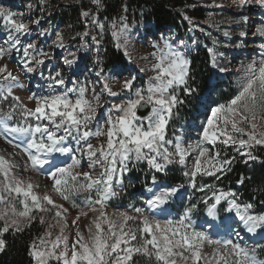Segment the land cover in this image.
Returning <instances> with one entry per match:
<instances>
[{
    "label": "snow or ice",
    "instance_id": "1",
    "mask_svg": "<svg viewBox=\"0 0 264 264\" xmlns=\"http://www.w3.org/2000/svg\"><path fill=\"white\" fill-rule=\"evenodd\" d=\"M93 3L98 12L101 0ZM250 6L264 10V0H238L236 5L249 10ZM81 15L87 18L90 13L84 11ZM212 15L209 13V17ZM125 19L120 17L121 21ZM184 19L192 23L189 17ZM0 21L8 45L0 46V140L18 150L8 153L6 148L0 149V253L8 248L6 233L16 235L38 221L41 225L47 223V228L28 246L33 264H138L141 257L148 264H264V244L260 243L264 241V212H257L254 203L242 202L231 189L225 191L214 183L197 181L198 176L218 181L232 171L236 157L222 153L218 144L232 146L246 157V164L260 159L252 150L264 147V42L257 46L259 57L236 69L231 98L224 102L212 100L217 84L209 79L198 139L186 143L183 134L168 136L179 110L194 98L201 99L188 55L191 49L183 41L176 45L161 37L162 42L151 45L153 51L148 56L140 57H151L148 68H139L140 73H151L143 86L136 84L133 68L114 63L107 73L99 67L95 75L101 87L97 90L94 84L71 80L55 66L44 77L43 68L52 56L36 43H22V38L32 33L30 23L39 25L40 20L27 23L23 14L0 6ZM248 21L247 15L233 20L236 24ZM90 23L100 30L99 37L91 36L93 44L99 46L105 25L95 15ZM248 34L241 31L239 37ZM251 34L264 40V23ZM40 35H54L52 44L65 47L60 31L49 33L45 29ZM78 35L83 40L90 33ZM110 35L114 47L132 64L128 26L114 20ZM223 35L230 39L232 33L225 30ZM213 44H217L215 39ZM208 52L212 53L213 68L227 72L217 63V56L224 54L215 48H208ZM13 53L20 57L17 64L21 72H39L46 81V88L39 94L27 96L31 107L14 91L24 88V84L21 75L9 67ZM69 56L72 58L65 56L63 63L70 70L76 57L74 53ZM110 81L119 83L120 91H114ZM104 94L119 102H102ZM105 103L108 107L101 112ZM17 156L26 157L22 165ZM141 163H146L152 173L151 185L145 184L147 198L143 206L129 205L130 211L117 209L109 213L108 205L124 189L127 174ZM175 164L186 169L183 175L187 186L166 179L169 166ZM18 170L46 175L52 182L51 193L78 210L75 217L69 220V208L57 203L48 190L36 191L40 185L31 177L22 178ZM238 183L243 184L244 178ZM189 188L203 195L185 205ZM260 204L264 205V200ZM45 215L54 223L47 222ZM81 218L88 219L83 229ZM246 235L259 239L250 244Z\"/></svg>",
    "mask_w": 264,
    "mask_h": 264
},
{
    "label": "rangeland",
    "instance_id": "2",
    "mask_svg": "<svg viewBox=\"0 0 264 264\" xmlns=\"http://www.w3.org/2000/svg\"><path fill=\"white\" fill-rule=\"evenodd\" d=\"M46 1L49 2V0H43V2H41V0H0V6L9 8L13 12L23 14V19L27 23H30L32 20H40L39 25L30 23L32 33L27 37H23L22 43H36L38 46L43 48V50L50 53L53 61H50V63L47 64V67H44V73H47L48 75L49 70H51L53 66H55L56 68L62 69L65 76L69 77L71 80L78 79L81 83L89 85L94 84L97 90H99L101 87V83L96 78L95 74L99 70V67H103L105 70L106 66L104 65L103 58L106 48H115L110 35V26L113 21L105 22V20H100V18H98L95 14H91V12L87 10L90 13V16L88 17L89 22H87L84 27H77L76 29H74L70 26L64 25L54 15L52 16L49 9L45 7ZM80 1L81 0H79L77 3L83 4L84 2V4H86L85 2H87L88 0H82L81 2ZM189 1H191V5L189 7L190 9L200 8L206 9L208 11L205 12L206 17L204 20L191 19L189 17L192 21L191 24H189L188 20H185L186 25L183 29L184 33H180L172 27L165 28L161 31H156L154 28H151V24L146 20H142V23L140 25L116 21L118 24H126L131 34L130 51L132 52L133 63L128 64L126 58L123 56V53L120 51L124 58L123 64L134 69L132 75L137 76L136 84L138 86H143L147 80L148 75H151V73H140L139 68H148L149 60H151V57H149V60H143L140 59V57L148 56V54L153 51L151 45L156 42H162L161 37L174 41L176 45H179L180 42L183 41L184 44L189 46L191 49L188 53L189 59H192V57L198 52L208 51V48H215L218 53L222 52L224 54L222 57L217 56V63L219 67H224L228 69V71L224 73L219 72L218 68H213L211 62L205 64L206 72L210 69V72L207 73L206 76L208 82L211 78L212 82L217 84L216 90L211 94V99L218 102H224L227 99L231 98V96L235 93V80L237 78L236 69L240 66L241 63H247L250 59L256 57L254 54H252L253 50L251 51V53L248 52V48L251 45L252 40L247 42V40L245 39L246 37L251 39L250 37H253V35L251 34L252 32L247 30L246 23L236 24L233 22L234 19L240 17L241 15L249 16L250 21L251 12L248 7L238 9L236 7L238 0ZM29 5H31V7H29ZM215 5H220V7H215ZM251 8H258V6H250V9ZM209 13H212L213 15L209 17ZM92 15H95L97 19L105 25L103 40L101 41L99 46L93 44L91 40L92 35H97L99 37L100 34V30L90 23ZM41 17H43V19H41ZM45 29H47L49 33L60 31L64 36L65 47L57 48L52 44V41L55 39L54 35H40V32ZM201 29H204V31H201ZM75 30L76 32H74ZM225 30L232 33L230 39L223 35V32ZM36 31H38V36L33 35ZM85 31H88L90 35L88 37H84V39L82 40L80 35L78 34H82ZM241 31H247L249 34L245 37H239V33ZM208 33H210L211 35H208ZM0 35L5 39L7 38V33L4 31L2 21H0ZM214 39L217 41V44L215 45L213 44ZM193 40L196 41L195 45L192 43ZM0 43V46H2L3 43L1 42V40ZM85 43L87 44V48L83 47ZM236 45L240 46L237 47ZM65 49L68 50V53H74L76 57V64H74L72 69L70 70L66 65H64V59L60 65H58L56 62V59H60V55ZM210 54L212 61V53ZM67 56L69 59L72 58L69 55ZM16 57H18V55H16ZM98 59L101 62L99 65L97 64ZM14 62L15 55L13 53V56L8 59L9 67L13 68L16 73H19L21 75V79L24 84V88L14 91L21 97L22 100L29 104V107H31L33 105L31 102L27 101V96L36 94V92L33 91V87L41 84H36L34 82H30V84H28V82H26L27 80H25V78H22V75L24 73L20 71V68ZM221 64H226L227 66L225 67ZM108 70H105V72L107 73ZM127 75L128 73L125 72L124 76L126 77ZM199 78V76H196V84L199 83L197 82L199 81ZM110 83L114 91H120L119 83H115L112 81H110ZM68 86L71 87V84H69ZM198 95L201 97V99L194 98L191 103L187 104L179 110V115L174 118L168 128L169 138H173L176 135L183 134V138L186 143H194L198 139V132L200 130L199 126L201 124V121L204 120V108L202 106V100L204 102H207L208 93L205 92L202 95L198 93ZM105 100L109 102H119V99L108 97L107 94H104V96L102 97V102ZM107 107L108 104L105 103L104 109H101L100 111L104 112ZM101 123H103V120ZM217 147L221 150L222 153L226 151L229 157H241L232 146H228L227 148H225L223 145L218 144ZM4 148L7 149L8 153L18 151L6 145L3 140H0V149ZM252 151L253 154L256 155L258 151H264V147L256 146V148H254ZM242 158L243 160L246 159V157ZM16 159L22 165L26 157L17 156ZM191 162L192 161L189 160V164H191ZM84 168L85 170H87L86 163L84 165ZM169 168L171 170L169 171L166 179L171 181V183L173 184H185L187 186V180L183 175L186 169L179 164L170 165ZM18 173L22 176V178L26 180L31 177L34 183H38L40 187L36 189V191L42 193L43 191L48 190L57 203H61L66 208H69V211L71 213L69 220L75 217L78 210L72 209L68 202L61 200L58 196H56V194L51 193L50 188L52 182L47 178L46 175H40L31 171L19 172V170ZM151 175L152 173L149 171L146 163H141L137 168L133 169L131 173L127 174V178L124 181V189L120 191V194L117 197L113 198V200L110 201L107 211L109 213L117 209H119L120 211H130V209L128 208L129 205H134L136 207L143 206V200L147 198L145 184H148L149 186L151 185ZM161 178L164 177H158V179ZM226 178L227 176L222 177L217 181L213 177L201 178L198 176L197 181L198 183H214L218 187L223 188L225 191L231 189L239 195L242 202H249L244 200V198H241L242 195L240 193L239 187L235 186ZM202 195L203 193L193 192V190L189 188L187 189V193L185 195L183 203L187 205L190 202H196ZM189 197L191 199H189ZM83 198L84 194H81L79 199L82 200ZM250 203L255 204V201L252 200ZM262 207L263 206L256 205L255 210L257 212H264V209H262ZM200 208L201 212L199 213V216L202 222L204 219V213L202 211L203 206L201 205ZM177 211H179V209H177ZM89 215L91 216L92 214L90 213ZM173 215H175V212L173 213ZM157 218L162 220V218ZM45 219L47 222L54 223V221H50L48 215H45ZM87 223V218H81V220L79 221L82 229ZM43 228L45 231V228H47V223L43 225ZM245 239L248 241V243L251 244L259 238L249 239V237L246 235ZM260 243L264 244V241H260Z\"/></svg>",
    "mask_w": 264,
    "mask_h": 264
},
{
    "label": "trees",
    "instance_id": "3",
    "mask_svg": "<svg viewBox=\"0 0 264 264\" xmlns=\"http://www.w3.org/2000/svg\"><path fill=\"white\" fill-rule=\"evenodd\" d=\"M78 1L49 0V2H45V7L49 9L52 16L54 15L64 25L74 29L84 27L89 22L88 17L81 15L82 12L89 10L91 14H95L105 22L115 20L140 25L142 20H146L151 24V28L156 31L172 27L180 33L183 32L186 25L185 16L191 19L204 20L205 12L208 11L200 8L190 9L191 1L189 0H101L102 7L98 12L97 5L93 3V0H88L85 2L86 4L84 2L78 4ZM125 6L127 11L124 10ZM121 16L126 17V19L121 21ZM191 60L194 75L200 77L197 85H199V93L202 95L206 92L205 85L208 83L206 75L210 72V69L206 72L205 64L211 63V54L208 51L198 52ZM103 62L106 66L105 70H108L114 63L123 64L124 58L116 48L107 47ZM221 65L227 66L226 64ZM256 156L260 159L250 161L247 164L244 163L245 160L242 157L236 156L232 171L228 173L226 179L234 184L243 177L244 183L241 184L240 188L241 198L249 202L254 200L257 206H263L262 209H264V205L260 204V201L264 200V151H258ZM43 231V225L34 221L30 228L21 233L16 235L11 232L6 233L5 239L8 248L4 253H0V264H33L28 254V246ZM138 264H148V261L141 257L138 258Z\"/></svg>",
    "mask_w": 264,
    "mask_h": 264
},
{
    "label": "built area",
    "instance_id": "4",
    "mask_svg": "<svg viewBox=\"0 0 264 264\" xmlns=\"http://www.w3.org/2000/svg\"><path fill=\"white\" fill-rule=\"evenodd\" d=\"M250 12H251L250 21H248L246 23V27H247V30H249L250 32H253L256 26L260 25L262 23V21L264 22V10H262L258 7V8H251ZM250 38L251 39L246 37L247 42L252 40L251 45L248 48V52L251 53V51L253 50L252 54H254L256 57H258L260 55V51H259L257 46L260 44V42H263L264 40H262L259 37H254V36L250 37ZM62 61L63 60L56 59V62L58 65H60ZM43 74H44V77H47V73H44V71H43ZM27 82H28V84H30V82H34L36 84L40 83L41 85L37 86L40 88L38 90V93L40 92L41 89L46 88V81H45V79H43L41 77L39 72H37L34 75H29V79L27 80ZM33 89L36 90L35 87H33Z\"/></svg>",
    "mask_w": 264,
    "mask_h": 264
},
{
    "label": "bare ground",
    "instance_id": "5",
    "mask_svg": "<svg viewBox=\"0 0 264 264\" xmlns=\"http://www.w3.org/2000/svg\"><path fill=\"white\" fill-rule=\"evenodd\" d=\"M0 40H2V37H1V36H0ZM2 43H3V42H2ZM2 46L8 47V45L5 44V43H3ZM12 56H13V54H12ZM12 56H11V57H12ZM24 76H27V75L23 74L22 77H24ZM35 89H36V90H39L40 88H39V87H36Z\"/></svg>",
    "mask_w": 264,
    "mask_h": 264
},
{
    "label": "water",
    "instance_id": "6",
    "mask_svg": "<svg viewBox=\"0 0 264 264\" xmlns=\"http://www.w3.org/2000/svg\"><path fill=\"white\" fill-rule=\"evenodd\" d=\"M141 114H143V113H141Z\"/></svg>",
    "mask_w": 264,
    "mask_h": 264
}]
</instances>
